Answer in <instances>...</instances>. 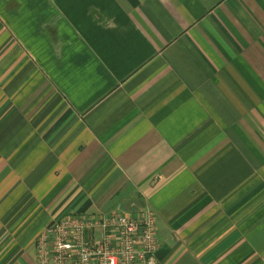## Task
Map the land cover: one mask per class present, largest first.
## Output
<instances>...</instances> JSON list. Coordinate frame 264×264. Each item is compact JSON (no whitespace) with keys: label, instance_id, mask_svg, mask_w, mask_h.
<instances>
[{"label":"crops","instance_id":"obj_1","mask_svg":"<svg viewBox=\"0 0 264 264\" xmlns=\"http://www.w3.org/2000/svg\"><path fill=\"white\" fill-rule=\"evenodd\" d=\"M130 205L156 264H264V0H0V264Z\"/></svg>","mask_w":264,"mask_h":264},{"label":"built area","instance_id":"obj_2","mask_svg":"<svg viewBox=\"0 0 264 264\" xmlns=\"http://www.w3.org/2000/svg\"><path fill=\"white\" fill-rule=\"evenodd\" d=\"M34 243L35 264H156L155 213L134 205L68 213L51 219Z\"/></svg>","mask_w":264,"mask_h":264}]
</instances>
